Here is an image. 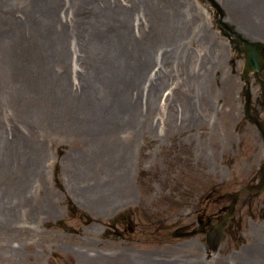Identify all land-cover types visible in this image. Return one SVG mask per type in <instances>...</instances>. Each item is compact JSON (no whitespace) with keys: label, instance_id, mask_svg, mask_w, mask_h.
Segmentation results:
<instances>
[{"label":"rangeland","instance_id":"374dc122","mask_svg":"<svg viewBox=\"0 0 264 264\" xmlns=\"http://www.w3.org/2000/svg\"><path fill=\"white\" fill-rule=\"evenodd\" d=\"M119 1L126 5L127 0ZM161 1L155 7L171 20L166 42L173 44L160 51L161 42L145 47L144 78L150 72L155 83L148 81L154 86V109L147 119L151 130L138 122L135 127L131 116L133 135L112 139L111 130L119 123L94 114L79 124L89 131L79 135L77 145L61 132L63 122L55 110L63 88L52 92L51 84L37 82L36 89L19 90L17 98L25 95L23 115L33 114L36 131L21 137L0 128V264H264V194L254 201L247 191L241 193L230 231L225 233L222 221L210 236L218 249L207 236L187 233L186 225L198 211L216 214L229 205L233 191L264 155L255 154L254 133L251 125L245 126L238 97L242 81L231 73L230 59L238 54L237 35L264 39V0H253L251 26L230 17L228 5L219 0ZM41 3L46 9L45 0ZM58 8L66 12L62 3ZM175 8L191 23L183 34ZM64 20H71L70 15ZM177 39L185 42L181 58L171 56L164 63L160 55L176 47ZM51 61L53 56L46 63ZM53 70L46 68L40 78L55 77ZM76 85L74 81L73 93ZM7 111L11 109H5L4 121L12 117ZM98 128L100 142L110 138L130 147L112 150L107 176L94 162ZM31 146L38 151L32 150L38 165L30 163L25 167L30 174L22 175L18 157ZM74 157L87 163L79 185L71 182ZM102 186L107 197L89 195Z\"/></svg>","mask_w":264,"mask_h":264},{"label":"bare ground","instance_id":"6f19581e","mask_svg":"<svg viewBox=\"0 0 264 264\" xmlns=\"http://www.w3.org/2000/svg\"><path fill=\"white\" fill-rule=\"evenodd\" d=\"M43 1L0 0V128L6 134H12L15 130L21 137L36 131L32 124L33 114L27 118L22 112L25 108L20 104L25 95L21 98L17 96L20 89H36V83L43 82L44 85L51 84L49 90L52 92L63 88V96L55 104V110L63 122L61 132L72 137L76 144L79 135L83 137L89 131L88 128L80 129L79 124L85 121L83 118L94 119V114L100 118L98 120H116V125L119 123L120 126L111 128V135L115 137L112 139L133 135L131 116L135 127L138 122L142 128L146 126L147 131L151 130L147 119L151 109H154L151 88L155 83L149 77L150 72L144 78L142 59L146 48L153 41L161 42L159 51L162 45L173 44L171 41V44L166 42L171 33L167 29L171 20H164V12L155 7L163 1L127 0L126 5H123L119 0H45L46 9L41 3ZM172 1L176 3V0ZM219 1L228 5L230 17L236 16L242 23L251 26L256 12L253 0ZM60 3L66 7L64 14L58 8ZM32 6H35V12L31 10ZM173 6L176 5L173 3ZM173 14L183 34L190 20L184 22L177 8ZM63 15L65 18L70 15L71 20L62 19ZM184 44L177 39L176 47L165 48L170 51L162 52L160 58L167 64L171 56L181 58ZM217 44H222V41ZM51 56L53 61L49 65L46 61ZM37 60L40 61L34 65ZM46 68L49 71L54 68L55 77L52 75L44 81L40 74ZM74 81H77V85L73 93ZM144 92H147L145 96ZM33 93L37 95L38 91ZM116 106L118 110H115ZM7 107L11 109L7 115L12 117L8 116L4 121L2 119ZM97 131L99 136L93 146L94 162L106 170L107 176L113 164L110 159L112 150H129L130 147H123L117 140L110 138L102 143L101 129ZM32 150L35 151L33 146L18 157L23 162L19 165L22 175L30 174L25 169L30 163L38 165L39 156H34ZM35 152L38 154V151ZM71 163V182L79 185L87 163L77 157ZM22 178L26 179L25 176ZM107 193V189L102 186L89 195L104 198L108 196Z\"/></svg>","mask_w":264,"mask_h":264},{"label":"flooded vegetation","instance_id":"af4514ba","mask_svg":"<svg viewBox=\"0 0 264 264\" xmlns=\"http://www.w3.org/2000/svg\"><path fill=\"white\" fill-rule=\"evenodd\" d=\"M245 49L246 48H244V50ZM260 59L262 60V67L259 70L253 71L252 79L248 80V87H242V90L244 91V100L241 101L243 115L246 119L245 126L251 125V130L254 133V143L257 154L260 150H264V52L260 54ZM244 186L249 187L247 191L250 200L264 194V163L261 164L259 169L248 176ZM250 187H253V189ZM239 198L240 196L238 197V201ZM225 208L228 207L223 205L220 210L223 211ZM235 212L236 204L233 207H230V213L219 216L217 218V220H219L217 223L213 222L216 214L205 215L203 218H200L201 226L198 229L206 232L211 247H217L218 244L216 241L211 242L210 236L214 234L215 230L218 231L219 225H221L224 220L226 222V228L230 216Z\"/></svg>","mask_w":264,"mask_h":264},{"label":"water","instance_id":"95a60500","mask_svg":"<svg viewBox=\"0 0 264 264\" xmlns=\"http://www.w3.org/2000/svg\"><path fill=\"white\" fill-rule=\"evenodd\" d=\"M250 51L248 52V57L251 63L255 61V49L257 47V44L249 42Z\"/></svg>","mask_w":264,"mask_h":264}]
</instances>
